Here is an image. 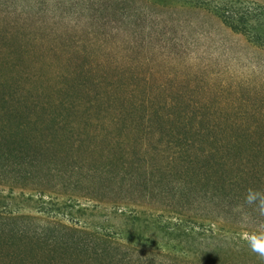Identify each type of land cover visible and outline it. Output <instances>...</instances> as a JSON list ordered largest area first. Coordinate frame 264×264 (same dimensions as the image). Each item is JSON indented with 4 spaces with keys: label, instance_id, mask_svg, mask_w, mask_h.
Returning <instances> with one entry per match:
<instances>
[{
    "label": "rangeland",
    "instance_id": "374dc122",
    "mask_svg": "<svg viewBox=\"0 0 264 264\" xmlns=\"http://www.w3.org/2000/svg\"><path fill=\"white\" fill-rule=\"evenodd\" d=\"M87 1L0 0V75L10 81L7 75L18 69L117 70L119 84L133 87L137 99L166 111L165 102L226 101L248 131L264 133V75L238 35L218 38L216 25L196 10L174 13L195 9L189 0H116L111 8L104 0L91 10L84 8ZM140 2L151 6L152 15L142 16ZM205 31L209 35L201 37ZM175 39L182 46L174 49L182 54L172 59ZM220 68L225 72L217 73ZM72 92L71 99L77 96ZM41 101L35 81L0 83V264H85L73 248L62 254L57 244L48 246L53 239H68L63 227L138 250L127 255L125 264H264L241 238L248 230L220 229L208 199L193 201L178 214L157 205L148 190L129 194L119 189L113 173H97L99 161L83 159L79 151L65 158V152L43 148L37 135ZM242 212L264 222L249 206ZM233 217L240 221L238 214ZM218 240L227 245H217Z\"/></svg>",
    "mask_w": 264,
    "mask_h": 264
},
{
    "label": "trees",
    "instance_id": "16d2710c",
    "mask_svg": "<svg viewBox=\"0 0 264 264\" xmlns=\"http://www.w3.org/2000/svg\"><path fill=\"white\" fill-rule=\"evenodd\" d=\"M102 1L88 0L84 8L94 9ZM189 1L195 9H173L174 13L196 10L200 17L216 25L218 30L213 29L216 31L213 34L218 38L238 35L242 49L252 51L251 56L257 58V68L264 75V0ZM108 2L107 6L103 2L105 8L116 4V0ZM139 4L143 5V9L140 8L143 17L152 15L147 11L150 5ZM68 6L77 9L75 4ZM169 23L170 28L174 27L171 20ZM167 30L162 31L165 36ZM179 30L184 33L182 23ZM207 35L206 31L200 33L201 37ZM181 43L173 40L172 48L181 47ZM232 43L234 41L223 48H231ZM173 51L172 59L182 54ZM223 68L227 70L225 65ZM223 68L216 72H225ZM7 76L11 80L0 75V83L35 81L41 87L43 101L39 109L42 115L38 119L37 135L43 148H51L55 154L65 152V158L68 154L74 158L79 151L81 158L99 161L97 173H113V181L118 182L119 189L126 188L129 194L148 190L155 196L156 204L178 214L190 208L193 201L206 198L211 201L212 218L220 229L251 231L258 224L253 218L242 216L241 206L249 187L264 191V133L248 131V127L237 120L239 117L234 118V107L230 103L224 101L215 105L205 98L183 104L163 102L169 108L166 111L149 99H137L135 89L127 83H124L127 86L119 84L121 75L117 70L86 67L61 70L57 74L56 70L18 69ZM72 91L77 96L71 99L68 94ZM2 97L5 99L6 95ZM235 128L243 130L234 132ZM58 157L64 156L59 154ZM235 202L239 203L233 204ZM235 214L240 216V221L234 219ZM63 228L70 232L68 239L59 243L53 239L48 246L57 244L62 254L73 248L85 264H125L127 255L138 251L107 236ZM201 243L205 245L206 241ZM217 245L227 243L218 240ZM222 256L228 259L232 255L224 252Z\"/></svg>",
    "mask_w": 264,
    "mask_h": 264
},
{
    "label": "clouds",
    "instance_id": "9594fccd",
    "mask_svg": "<svg viewBox=\"0 0 264 264\" xmlns=\"http://www.w3.org/2000/svg\"><path fill=\"white\" fill-rule=\"evenodd\" d=\"M243 203L249 206L258 217L264 218V191L249 187L246 190ZM243 215L246 219L247 214ZM241 238L252 253L264 259V222L258 223L253 230L242 233Z\"/></svg>",
    "mask_w": 264,
    "mask_h": 264
}]
</instances>
